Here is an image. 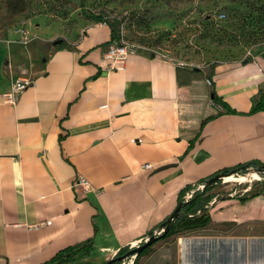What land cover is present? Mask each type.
Segmentation results:
<instances>
[{"label":"crops","instance_id":"obj_1","mask_svg":"<svg viewBox=\"0 0 264 264\" xmlns=\"http://www.w3.org/2000/svg\"><path fill=\"white\" fill-rule=\"evenodd\" d=\"M110 36L93 23L59 50L37 31L0 44V96L28 83L15 105L0 99V264H43L88 240L90 255L68 264H103L144 241L185 186L264 164V108L249 113L264 93V44L203 69L136 48L108 70ZM256 187L213 198V222L264 223V179Z\"/></svg>","mask_w":264,"mask_h":264},{"label":"rangeland","instance_id":"obj_2","mask_svg":"<svg viewBox=\"0 0 264 264\" xmlns=\"http://www.w3.org/2000/svg\"><path fill=\"white\" fill-rule=\"evenodd\" d=\"M89 14L113 25V43H129L197 69L251 57L264 44V0H0V44L21 41L22 32L32 31L52 40L77 39L94 23ZM252 170L243 175L246 182L220 180L211 191L214 198H239L256 187L264 176L252 179ZM179 238L186 241L183 254ZM153 250L143 264H264V223L184 235L155 243Z\"/></svg>","mask_w":264,"mask_h":264},{"label":"trees","instance_id":"obj_3","mask_svg":"<svg viewBox=\"0 0 264 264\" xmlns=\"http://www.w3.org/2000/svg\"><path fill=\"white\" fill-rule=\"evenodd\" d=\"M86 18L93 21L94 23H104L108 25L111 32L110 43H113L115 41L116 35L113 25L104 22L100 14L99 15L89 14L87 15ZM64 46H65V40H62L58 44L54 45V49L59 50L64 48ZM262 55L264 56V53ZM211 99L214 103L221 105L226 113L233 112L227 106V104L223 102L221 98L218 97L213 91L211 92ZM263 108H264V93L260 95V98L252 106L249 113L250 114L255 113L259 110H262ZM211 118L213 117H208L207 119H205L202 122V126L204 125L206 120H209ZM191 147H192V142L190 143L186 152H188V150H190ZM249 169H254V170L259 169L260 171L263 172V176H264V164L259 161L253 160L232 167L220 169L210 178L214 177L217 174H221L225 177L232 175L243 176L247 173ZM218 182L219 181H217L216 184H212L210 186L205 185L204 188L201 190L197 189L196 185H187L184 188H182L179 191L177 198L178 201L177 205H180L178 216L172 221L167 232H165L162 236H161L162 233L160 235L156 234V236H158L157 241H155L154 243H152L150 246L146 247L144 250L140 251L139 253L133 255L134 256L133 264H143L154 253L153 246L155 245V243H172L176 240V238L180 236L191 235L206 230H217V231L219 230L220 232H224V233H227L230 230H232V228L236 225L235 222L215 223L213 222L208 212V205L215 197L214 194L211 193V191L218 184ZM200 184L204 185L205 182ZM189 193L191 194L190 198L188 200H185V196ZM243 199L244 198L239 200H243ZM166 220L160 223L159 225H157L155 229L148 231L146 237L147 238L152 237L155 235L154 234L155 232L160 231L162 228L161 226L163 224L166 225ZM143 243L144 241L139 243V245ZM134 248L135 247H128V246L120 248L112 258L114 259L112 264H122L124 260L117 261L116 259L119 257H123L127 253L131 252ZM91 251H92L91 240H88L84 243H80L74 246H69L63 250H60L55 254V256H53L50 260L46 261L43 264L73 263L76 262L79 258L89 256ZM131 257L132 256H130L129 258ZM106 262H104L103 264H105Z\"/></svg>","mask_w":264,"mask_h":264},{"label":"built area","instance_id":"obj_4","mask_svg":"<svg viewBox=\"0 0 264 264\" xmlns=\"http://www.w3.org/2000/svg\"><path fill=\"white\" fill-rule=\"evenodd\" d=\"M218 18L219 19L224 18V14L219 15ZM28 35L29 34L27 32H22L20 39L22 41H26ZM135 49L136 48L129 43H120V44L112 43L104 51L102 60L107 65L108 70H113L117 65H123L127 59L128 54L131 51H134ZM176 63L180 66L186 65L185 62L178 60H176ZM27 84L28 83L25 80H21V79H17L13 81L10 85L9 90L0 96L1 101L9 105H15L17 103L19 95L25 89ZM143 168L149 169L151 168V165L145 164ZM76 184L86 185V181L82 178H79ZM145 240H147V238Z\"/></svg>","mask_w":264,"mask_h":264},{"label":"water","instance_id":"obj_5","mask_svg":"<svg viewBox=\"0 0 264 264\" xmlns=\"http://www.w3.org/2000/svg\"><path fill=\"white\" fill-rule=\"evenodd\" d=\"M62 40L61 39H57V40H54L53 41V44H58L59 42H61ZM243 63H247V60H243ZM167 167H162L161 169H165ZM160 169V170H161ZM258 171L261 175H263V172L260 171L259 169L256 170ZM225 176L221 175V174H217L215 175L214 177L208 179L205 184L202 186V189L204 188L205 185L207 186H210L212 184H216L217 181H220L222 179H224ZM179 210H180V205H177L176 208L174 209V211L171 213V215L168 217V219L166 220V225H162L161 227V230L157 232V234H161V236L168 231L169 227H170V224L172 223V221L178 216L179 214ZM165 226V227H164ZM158 239V236L154 235L152 237H149L147 238V240L144 241L143 244L141 245H138L137 247H135L131 252L127 253L126 255H124L123 257H119L117 258L116 260L117 261H121V260H125L127 258H129L130 256H133L137 253H139L140 251L144 250L146 247L150 246L152 243H154L155 241H157ZM114 261V259H110L108 260L105 264H112V262Z\"/></svg>","mask_w":264,"mask_h":264},{"label":"bare ground","instance_id":"obj_6","mask_svg":"<svg viewBox=\"0 0 264 264\" xmlns=\"http://www.w3.org/2000/svg\"><path fill=\"white\" fill-rule=\"evenodd\" d=\"M251 177H252V179H255V180L261 179V174L258 171H256V170H252ZM224 180H225V182L237 181V182H240V183L247 181L245 176H228V177H225ZM178 244H179V247H180V252H181V254H183L185 246H186V241L184 239H182V238H179Z\"/></svg>","mask_w":264,"mask_h":264}]
</instances>
